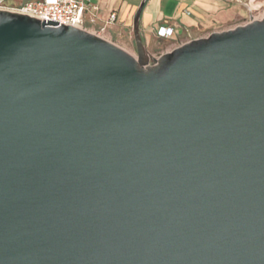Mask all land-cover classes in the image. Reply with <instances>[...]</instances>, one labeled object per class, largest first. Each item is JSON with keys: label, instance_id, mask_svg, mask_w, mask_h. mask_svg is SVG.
Returning <instances> with one entry per match:
<instances>
[{"label": "water", "instance_id": "95a60500", "mask_svg": "<svg viewBox=\"0 0 264 264\" xmlns=\"http://www.w3.org/2000/svg\"><path fill=\"white\" fill-rule=\"evenodd\" d=\"M0 11V264H264V18L153 59Z\"/></svg>", "mask_w": 264, "mask_h": 264}, {"label": "crops", "instance_id": "0c3cea01", "mask_svg": "<svg viewBox=\"0 0 264 264\" xmlns=\"http://www.w3.org/2000/svg\"><path fill=\"white\" fill-rule=\"evenodd\" d=\"M27 1L38 0H17ZM248 1L249 4L246 0H91L98 10L88 13L85 19L86 26L97 32L116 14V22L104 32L108 40L123 39L124 35L134 38L137 22L146 47L156 40L181 45L205 38V32L212 29L208 33L212 34L219 25L223 31L239 26L238 22L251 12V4L258 0ZM160 28H174L178 41L159 38L156 32Z\"/></svg>", "mask_w": 264, "mask_h": 264}, {"label": "built area", "instance_id": "2783aa9c", "mask_svg": "<svg viewBox=\"0 0 264 264\" xmlns=\"http://www.w3.org/2000/svg\"><path fill=\"white\" fill-rule=\"evenodd\" d=\"M98 8L91 0H38L17 2V0H0V11H8L29 16L48 24V20L87 30L86 15L97 11ZM116 14H112L104 28L94 33L102 38L107 27L116 22ZM256 19V18H253ZM159 38L178 41L174 28H160L157 30ZM151 65V64H150ZM154 65V64H153Z\"/></svg>", "mask_w": 264, "mask_h": 264}, {"label": "rangeland", "instance_id": "374dc122", "mask_svg": "<svg viewBox=\"0 0 264 264\" xmlns=\"http://www.w3.org/2000/svg\"><path fill=\"white\" fill-rule=\"evenodd\" d=\"M246 2L249 4V1L246 0ZM252 9L251 12L248 13V15L245 17V19H241L238 23L239 26L245 25L251 21V19H262L264 18V0H258L256 3L251 4ZM237 26H232L233 28H236ZM87 30L91 33H97L94 30H90L88 26H86ZM212 30V29H211ZM211 30L205 32V36L208 37L210 34H208ZM216 32H223L220 25L216 28ZM225 31V30H224ZM214 33V32H213ZM106 35H103V37L108 40V38L105 37ZM110 42L114 43L115 45L119 46L129 54H131L134 57H137V49L136 44L134 41V38L131 35H124L123 39L120 38H109ZM169 42V41H163V40H156L155 42L151 43L150 46H147V52L150 56V64L153 65V59H158L162 54L166 53L167 51H171L180 45ZM182 45V44H181Z\"/></svg>", "mask_w": 264, "mask_h": 264}]
</instances>
